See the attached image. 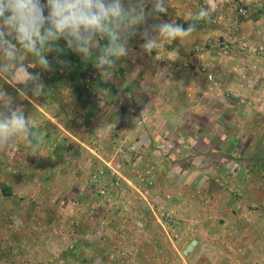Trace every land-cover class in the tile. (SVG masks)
Instances as JSON below:
<instances>
[{"label":"rangeland","instance_id":"rangeland-1","mask_svg":"<svg viewBox=\"0 0 264 264\" xmlns=\"http://www.w3.org/2000/svg\"><path fill=\"white\" fill-rule=\"evenodd\" d=\"M243 1L196 21L205 0H167L197 30L131 39L107 79L81 58L33 70L43 96L0 80L40 137L0 151V264H264V0Z\"/></svg>","mask_w":264,"mask_h":264},{"label":"clouds","instance_id":"clouds-1","mask_svg":"<svg viewBox=\"0 0 264 264\" xmlns=\"http://www.w3.org/2000/svg\"><path fill=\"white\" fill-rule=\"evenodd\" d=\"M220 2L205 0L195 20H209ZM167 12V0H0V80L17 94L43 96L46 84L33 70L51 71L65 48L110 78L129 55L131 39L139 36L143 51L152 54L197 30L196 23L185 28L161 20ZM14 100L0 86V151H11L17 138L34 148L40 140L25 107L13 106Z\"/></svg>","mask_w":264,"mask_h":264},{"label":"trees","instance_id":"trees-1","mask_svg":"<svg viewBox=\"0 0 264 264\" xmlns=\"http://www.w3.org/2000/svg\"><path fill=\"white\" fill-rule=\"evenodd\" d=\"M52 56V55H51ZM58 59L54 60L52 65L55 66L56 68H58L59 70L62 69H70L71 73L74 76H78V75H82L86 76L87 72H88V68L90 67V65L85 66V68H82V59L81 57L77 56L76 54H74L73 52H71V50L65 48L64 51L60 54H58ZM65 57H67L66 61H65ZM73 57V59H71ZM52 60V59H50ZM87 77V76H86ZM86 77H85V84H89V85H95V86H101L104 88H109L113 89V85L111 83H106L103 80H101L100 78H96L94 79H90V81H86ZM114 93H116V91H114ZM0 189H1V194H2V198L3 199H10L14 197V193H13V187L10 185H7L5 183H0Z\"/></svg>","mask_w":264,"mask_h":264},{"label":"built area","instance_id":"built-area-1","mask_svg":"<svg viewBox=\"0 0 264 264\" xmlns=\"http://www.w3.org/2000/svg\"><path fill=\"white\" fill-rule=\"evenodd\" d=\"M231 4H236V10L241 13L242 15L245 14V12L247 11V7L244 3L243 0H230Z\"/></svg>","mask_w":264,"mask_h":264},{"label":"water","instance_id":"water-1","mask_svg":"<svg viewBox=\"0 0 264 264\" xmlns=\"http://www.w3.org/2000/svg\"><path fill=\"white\" fill-rule=\"evenodd\" d=\"M63 143H64V141H63ZM196 244H197V241H192V243L187 247V249L184 251V254L185 255H188L190 252H192L193 251V249H194V247L196 246Z\"/></svg>","mask_w":264,"mask_h":264},{"label":"flooded vegetation","instance_id":"flooded-vegetation-1","mask_svg":"<svg viewBox=\"0 0 264 264\" xmlns=\"http://www.w3.org/2000/svg\"><path fill=\"white\" fill-rule=\"evenodd\" d=\"M52 67H55V66L52 65ZM23 104H24V103H22V105H23ZM26 107H27L28 109H31L30 107H32V106H31V105H27Z\"/></svg>","mask_w":264,"mask_h":264},{"label":"crops","instance_id":"crops-1","mask_svg":"<svg viewBox=\"0 0 264 264\" xmlns=\"http://www.w3.org/2000/svg\"><path fill=\"white\" fill-rule=\"evenodd\" d=\"M50 59H52V56L50 57ZM57 60V59H56ZM167 79V78H166ZM167 81V80H166Z\"/></svg>","mask_w":264,"mask_h":264}]
</instances>
